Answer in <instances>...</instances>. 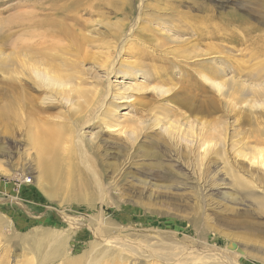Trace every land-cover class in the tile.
Masks as SVG:
<instances>
[{
    "label": "rangeland",
    "instance_id": "374dc122",
    "mask_svg": "<svg viewBox=\"0 0 264 264\" xmlns=\"http://www.w3.org/2000/svg\"><path fill=\"white\" fill-rule=\"evenodd\" d=\"M52 14H80L75 18L86 23L94 38L89 47L93 60L110 53L113 60L123 45L116 68L140 60L147 70L165 68L168 82L151 81L148 90L127 91L132 102L119 106L113 107V95L107 98L106 109L110 104L114 108L108 119L117 126L109 130L95 119L94 125L77 130L81 138L72 130L60 157L54 158L51 179L44 176L36 149L24 143L14 119L5 125L0 121V264H264V183L255 180L256 173L264 172L249 163L264 159L254 152L264 147V132L255 134V125L264 124V72L258 78L249 73L264 69V55L251 53L255 38H264V0H0V59L10 54L13 42L40 44L42 17ZM137 47L141 55L128 53ZM102 59L96 65L93 60L84 63L92 72L80 86L103 88L107 74L97 64ZM184 66L204 67V81L183 71ZM20 67L17 77L34 79L36 64ZM74 72L66 70L70 82L57 84L58 91L77 86ZM109 78L114 88L144 82L141 74ZM156 84L172 93L159 98L154 90L157 97L151 90ZM177 89L193 100L196 110L169 97ZM25 94L34 102L26 113L38 110L41 119L44 115L69 125L68 113L78 107L63 99L64 106L42 111L40 101L49 93L42 94L41 86V91L30 88ZM155 104L177 118L151 110ZM102 105L95 98L83 110L90 118L101 117ZM249 116L257 120L249 122ZM197 118L209 134L200 141V150L196 135L192 138L187 129L188 121L199 126ZM188 144L204 155L202 162L184 153Z\"/></svg>",
    "mask_w": 264,
    "mask_h": 264
},
{
    "label": "bare ground",
    "instance_id": "6f19581e",
    "mask_svg": "<svg viewBox=\"0 0 264 264\" xmlns=\"http://www.w3.org/2000/svg\"><path fill=\"white\" fill-rule=\"evenodd\" d=\"M69 4H70V1H69ZM70 14L69 15L68 14H65V15H62V16H56L55 14H52L48 18H43L42 17V32H41L42 35H40V36H42V42H41L42 44L41 43L39 44L40 41L38 43H36L35 45H30V44L27 45V43L23 44L22 42H21V44L20 43H17V42H13V43L10 44L11 46L9 47L10 50H11L10 51V54L7 57H5V58H1L0 59V74H1L0 82L2 83L0 85V92H1V90L4 91V94L3 95L1 94V96H0V121H5V122H3L4 123L3 125H5V123L9 124L10 123V120H13L14 119V121L16 122V124L14 123V125H16V128H17L16 130L18 132H20L21 135L23 134V136H25V137H23V138H25V142L24 141H22V142L27 143V144L33 146L36 149L38 162L40 164H42V167H43L42 170H43L44 176L47 177L48 179L51 177L50 174L52 173L51 172L52 171V163H53V161L57 157H60L59 155H60V151L63 149V144L66 141L69 140V136H71L69 133L72 132V130L74 131V129H76V132H77V130L79 131L85 125H91V124L94 125V120L95 119H98L99 122H101V124H103L107 129L111 130V128H113V126L115 124H114V122L113 123H110V119H108V118H110L112 116V111L114 112V108L113 107H115L116 104H117L116 106H119V105H121L123 103H128L130 101L132 102V100H131L132 98L128 95L127 91H130L131 90V92H132L134 90L137 91V89L139 91V89H142L143 90V88H146V90H148L147 89L148 85H146V84L147 83H150L151 81H156L157 83L158 82H165V83L168 82V78H166V79L163 78V75L167 71V70H165V68H163V67H160L159 68L158 66H155L154 68H150V70L144 69V65L145 64H142V62H140V60H138L139 58H141L140 56L137 59L138 61H133V62L132 61H128L126 63L121 62L120 65H119L120 67L119 68H116V66H115L116 65L115 64L116 61L115 60L118 57V55L121 53V50H123V47H122L123 45H122V46H119V51H116L115 52L116 55H115V58H113V60L109 59L111 53H110L109 56L108 55H106V56L103 55V59L101 58V55H100V59H102L103 61L102 62H99L97 64L100 65V67L102 66L105 69V72L107 74V79H105L106 81L105 82L102 81V83L104 84L103 88H100V89L97 88L96 89V88H87L85 86L84 87L80 86L81 84H83V85L85 84L86 85V83H88V81H87L88 76L89 75L91 76L90 73L92 72V70L90 72V70H88L86 68L84 69L83 65H84V63H87V62L93 60L94 57H95V55H94V57L92 58V55L93 54L89 50L91 41L94 38L93 39L90 38V36H89L90 35L89 34L90 30L89 31H86V27H87L86 26V23H82L83 21H78L76 19L77 17L75 18V16H77L78 14L74 15L75 12H74V14H72L73 16L72 15L70 16ZM21 27L26 28V25L25 24H22ZM146 30L145 31H143V30L140 31V32H142V35H143V32L146 33ZM35 33L37 34V32H34V35H35ZM30 34L33 35L32 32ZM161 35H164L165 38H169V37H167L168 36L167 33H162ZM12 39H14V38H12ZM254 43L256 44V46H255V48L251 52L253 54L252 56H254V55H256V56L261 55L262 56V55H264V38H261L260 39L259 37H256ZM4 47H5V45H4ZM125 49L126 48H124V50ZM128 51H129L128 53H130V54L141 55V54H139L140 53V49L138 47H137V49L136 48L128 49ZM109 52L110 51L108 50V52L106 51L105 54L106 53L108 54ZM90 53L92 55H90ZM23 57H29V58L27 59V58H23ZM21 58H23V59H21ZM96 58H97V56H96ZM24 59H26L27 61H24ZM149 59L154 61L153 57H151ZM161 59H163V57ZM263 59H264V57H263ZM96 60H98V58ZM96 60H93V63L94 62L96 63ZM29 61H32L34 64H36L38 66L35 69V71H34L35 72V77H33L34 79H32L30 77V79H27V80H24L23 79V80H21L20 77H17L16 76V73L15 72L17 71L18 67H20V66H21L20 67L21 69L22 68L24 69L23 64L25 62H29ZM172 62H173V60H172ZM80 63H83V64H80ZM255 64H257V61L255 62ZM40 66H42V68ZM259 66H260V69H261V67H263L264 65L263 66L259 65ZM259 66H256L255 68H257ZM71 68H74L75 69V72L74 73H76V74L73 77L76 76V78L74 79V82H75V80H78L76 82L77 83V86L75 85L73 87H69L67 90H65L63 92L62 91H58L57 90V88H58L57 87V84L60 85V83H61V85L63 86L64 85L63 83H67L65 81H69L70 82V78H71L70 76L71 75H67L66 70L67 69H71ZM101 68H100V70H101ZM236 68H237V65H236ZM239 68L240 67H238L237 69L239 70ZM181 69H183V71H185L186 73L192 72L194 76L200 77V79L202 81H204V73H202V71L204 70V67L198 66V67L192 68L190 70V68L187 69L184 66V68H181ZM261 70H262V71H260L261 73H259V72H255V69H251L252 72H249V73H251L250 75L252 77L258 78V77H260L259 75L260 74L262 75V73L264 72V69H261ZM74 73H72V74H74ZM119 73H121L124 76H128V75L137 76V74L139 76V74H141V75L144 76V78H143L144 79L143 80L144 82L139 83V84H136V85H130V86H124V85H122V87H116V88H114V86H113L114 84L113 85L111 84L112 81L110 80L109 77H110V75H115V74H119ZM69 74H71V72H69ZM92 75L94 77L97 76L96 73H95V75L94 74H92ZM64 76H65V78L67 77L69 80H67V79L65 80ZM93 76L91 78H94ZM27 78H29V76ZM62 78H63V80L61 82L60 79H62ZM169 80H171V79H169ZM98 82L100 83V81H98ZM159 84H161V83H159ZM210 84L215 85V87L217 85L215 82H212V83L210 82ZM53 85H55V88L56 89H53V87H54ZM71 85H72V83H71ZM157 85L158 84H156L154 87H152L151 90H153V91L155 90L159 94L158 95L159 98H163V95H166L167 96V94H169V92L171 91V89H169V90L163 89L162 88L163 86L161 87L162 89H160L159 86H161V85H158V86ZM41 86H42V94L43 93L44 94L49 93V95H44V96L42 95L43 97H42V99L40 101L41 102L40 104H42V111L53 109L55 106H57V104H62L61 101L63 102V99L68 100V102L71 103L70 105H72V103H77L78 107H73L72 108L74 112H72L71 111L72 109L70 108L71 109L70 112H72V113H68L69 115L67 114L69 117L72 116V120L69 121L70 122L69 125H67L68 123L65 124V122H60L61 121L60 119H59L60 121L50 120L49 119L50 117L48 119L47 118L46 119H43V117H48V116H44V115H42V119H41V117L39 115L40 112L38 110H35V115H34V112L33 111H32L33 114L32 113H30V114H27L26 113L25 107L28 104L30 106L34 107L33 106L34 102L32 103V97H31V99H29V96H27L25 94V90L31 88V89H36V91H41ZM218 86H219V84H218ZM220 86H219V90L221 88ZM240 86H242V85H240ZM242 88H241V90H242ZM91 89H93V90H91ZM239 89H238V91H239ZM216 90H218V89H216ZM155 91H154V93H155L154 95H156V92ZM236 91H237V89H236ZM181 92H178V89H177V91L174 94H171L169 97L172 96L171 99H174L177 103H180V105L183 104V105H186L187 107L188 106L191 107L192 106L191 102L193 100L192 101H189L190 99L189 98H188L189 100L187 99V97H186L187 95H184ZM171 93H172V91H171ZM111 95H113V96H111ZM59 96H61V99H59L60 98ZM110 96L113 97L115 99L114 101H117V102H112L111 101L113 107L111 108V104H110V108L109 109H106V107H105L106 99L107 98L109 99ZM188 96L190 97V94ZM157 97H154V98H157ZM95 98H98L101 102H103L102 108L99 110L100 111V115H102V116L99 117V115H97V116L96 115H93V117L90 118L89 116H87L86 111H84L85 110L84 107H86V108L88 107L89 108L88 104L90 105ZM151 104L152 103H150V105ZM159 105H161V104H159ZM153 106H154V104H153ZM32 107H30V108H32ZM187 107H185V108H187ZM152 108H150V109L151 110H154L155 109L157 111H161V113L163 115H165V117H167V118H171L172 116H174L173 118H177L175 112H173V111L165 108L164 106H158V105H156L155 107H152ZM192 109H193V106H192ZM199 109H202V108H199ZM157 111H155V112L157 113ZM197 111H200V110H198V108H197ZM67 112H69V111H67ZM235 112H237V111H235ZM256 112H259V111H256ZM253 113H255V112L253 111ZM259 113H258V115H260ZM232 114H234V113L232 112ZM248 115H250V114L248 113ZM155 117H157V115ZM162 117L165 119L164 116H162ZM263 117H264V115H263ZM87 118H90V119H87ZM179 119H180V117H179ZM251 119L252 120L253 119L254 120H257V116L256 117H253V118L250 117V116L247 117V120H249V122H251ZM157 120H160V119H157ZM187 120H188V118H187ZM194 120L195 121H198V118H197V120L196 119H194ZM14 121H12L11 123H13ZM32 122L34 123V126L33 125H30ZM188 122H189V124L187 123V125H188L189 128H187V125L185 124L186 125V128L189 130L188 132L191 131L192 134L195 133L194 136L191 134V132L189 134H191L190 136H192V138H194L195 135H196L197 147L199 149L200 143L203 142L202 138H204V134L206 136L209 135V134H206L204 132V128H203L204 127V124H203L204 121H201V122L198 121L199 122V126L197 124H195V123H192L191 121H188ZM219 122H221V121H219ZM157 123H158V121H157ZM167 124L169 125L171 123L169 122ZM177 124H179L178 121H177ZM193 124H195L196 127H194ZM174 125H176V124H174ZM174 125H173V128L175 127V129H178L177 128L178 126H174ZM181 125L182 124H180V126ZM115 126H117V125H115ZM255 126H256V130L255 129L254 130H255V134L256 135H260L259 134L260 131H262V133L264 132V124H263L262 127H260L259 125H255ZM7 127L10 128V126H7ZM217 127H219V125H217ZM170 130H173V129H170ZM181 130H183V129H181ZM181 130H179V131L181 132ZM212 131H214V130H212ZM67 132H68V134H67ZM170 132H169V135H170ZM172 132H171V134L173 135ZM183 132L185 133V131H183ZM215 132H217L216 129H215ZM78 133L79 132H77L76 135H78ZM71 134L73 135V133H71ZM176 134L179 135L180 133L177 132ZM188 135H183L182 138H184V136L186 137ZM78 136H79L78 138H81V135L80 134ZM174 136H175V132H174ZM239 136H241V135H239ZM172 138H173V136H172ZM187 138H190V137H187ZM178 139H181V138H178ZM186 140H191L192 141V139H185V141ZM243 140H244V138H243ZM259 140H261V139H258V141ZM263 140H261L260 142H262ZM191 141L189 142V144L191 143ZM244 143H247V142H243L242 145ZM189 144L186 145V146L184 145L185 146V149L187 151V152H184V153L188 156V158H189V156L191 157L192 156L191 153H193L194 155L192 157H195V158L198 157L199 162H202V157L204 155L203 156H200L202 154H199L198 155V152L199 151H197L198 149L196 150L197 147L196 148L195 147H190ZM202 145H203V143H202ZM192 146H193V144H192ZM260 147L259 148H255V151L254 150L253 151L256 152L258 154L257 156H260V158H261L262 156H264L263 155L264 154V150L261 149L263 146L261 148ZM251 149H253V148H251ZM243 154L244 153H240L239 155H240V157H244V160H245L246 159L245 158L246 154H244V155ZM248 155L250 156V154H248ZM252 158H256V157H252ZM260 158H256V159L259 160ZM247 159H249V158H247ZM261 159L264 161L263 158H261ZM203 161H204V159H203ZM248 161H250V160H248ZM260 161L261 160H259L258 163L257 162H254V161H250L249 163L252 166H254V163H255V165H256L255 168H258L259 169V167H260L261 171L263 170L262 172H264V164H263L264 162L262 161L263 162L262 163ZM255 180H257V181H263V183H264V173H262L260 175L256 173ZM245 187H246V185H245ZM245 194L246 195H252V196H254L256 198L258 197V195L256 193H253V192H246ZM246 195H244V196H246ZM260 202H261V205L262 204L264 205V199L262 201L260 200Z\"/></svg>",
    "mask_w": 264,
    "mask_h": 264
}]
</instances>
